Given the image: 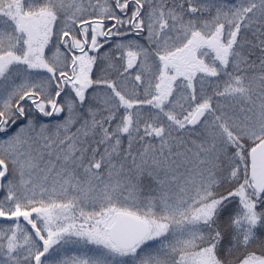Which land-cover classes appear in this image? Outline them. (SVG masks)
<instances>
[{
    "label": "snow or ice",
    "instance_id": "obj_1",
    "mask_svg": "<svg viewBox=\"0 0 264 264\" xmlns=\"http://www.w3.org/2000/svg\"><path fill=\"white\" fill-rule=\"evenodd\" d=\"M0 264H264V0H0Z\"/></svg>",
    "mask_w": 264,
    "mask_h": 264
}]
</instances>
